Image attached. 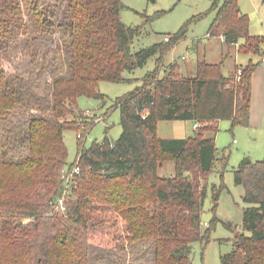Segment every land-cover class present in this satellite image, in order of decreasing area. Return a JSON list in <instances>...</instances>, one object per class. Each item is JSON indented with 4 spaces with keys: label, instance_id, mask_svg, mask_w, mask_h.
I'll use <instances>...</instances> for the list:
<instances>
[{
    "label": "trees",
    "instance_id": "trees-1",
    "mask_svg": "<svg viewBox=\"0 0 264 264\" xmlns=\"http://www.w3.org/2000/svg\"><path fill=\"white\" fill-rule=\"evenodd\" d=\"M122 9L121 0H69L57 28L71 40V75L53 82L52 115L31 116L29 155L19 162L3 158V122L20 99L9 84L17 76L8 75L0 51V264H91V247L115 251L123 238L129 244L153 242L156 264H192L193 244L208 237L209 231H201L208 189L203 178L227 162L218 159L216 126L205 130L212 136L196 132L203 124L225 120L249 126L256 68L239 69L238 83L237 75L225 76L224 63L198 62L194 77L182 76L175 64L160 77L164 56L187 38L190 22L168 42L134 51L142 29L123 23ZM1 10L15 11L6 3ZM29 11L40 27L55 29V23L43 21L49 13L37 2ZM248 22L237 0H225L209 36L222 37L227 46L244 39V52L258 51L263 41L249 37ZM10 25L0 18L1 39L8 36ZM156 56V70L118 103L123 132L114 144L105 138L86 148L81 143L86 129L79 132L83 138H78L76 161L81 172L66 213H57L62 171L76 163H69L64 133L81 131L85 123L92 127L78 107L79 99H104L100 83L131 81L124 75ZM171 121L193 122L195 135L159 138V123ZM165 162L174 163L173 178L159 175ZM236 183L245 191L243 231L221 264H264V160L245 159L236 171ZM218 199L215 191L213 200Z\"/></svg>",
    "mask_w": 264,
    "mask_h": 264
},
{
    "label": "rangeland",
    "instance_id": "rangeland-1",
    "mask_svg": "<svg viewBox=\"0 0 264 264\" xmlns=\"http://www.w3.org/2000/svg\"><path fill=\"white\" fill-rule=\"evenodd\" d=\"M237 1L241 13L248 17L249 37L263 41L258 45V51L244 52V39L237 46H227L220 37L209 38L210 28L225 0H121L123 23L142 29V35L133 42L134 51L162 43L167 37L171 39L190 22L187 38L164 56L160 77L175 64L184 77H194L198 62L212 65L224 63L225 76H235L239 69L249 66L256 68L252 78V103L260 114L257 122L246 127L234 126L230 120L206 123L196 132L207 133L206 129L216 126L214 137L218 159L225 160L227 165L210 173L206 180L203 178L202 184L205 185L206 181L208 189L201 215V231L203 234L209 231V234L204 241L193 244L192 264H221V257L233 250L235 238L243 231V213L247 206L243 200L244 188L236 183V171L245 159L253 162L264 160V67L260 64L264 54V0ZM32 2H37L42 11H48L49 15L44 14L43 21L55 23V29L45 24L38 25V19L29 11ZM5 3L15 11L3 12L1 7ZM68 4L69 0H0V18L11 24L8 36L0 38V51L8 75L17 76L9 84L20 99L16 110L5 118L2 126L3 158L7 162H19L29 155L28 125L31 116L52 115L53 82L71 75V40L65 31L57 28ZM158 60L159 56H156L131 75L126 73L125 78L131 81L100 83L99 92L104 99H79L78 107L84 112L85 121L92 122V127L85 123L81 131H65L69 163L77 159L78 135L83 129H86L83 130L86 134L81 143L86 148L105 138L111 144L120 138L123 128L118 103L142 86L144 78L156 70ZM207 134L213 135L212 132ZM194 135L193 122L171 121L158 125L161 139H188ZM175 174L172 162L163 163L159 169V175L164 178H173ZM215 191L219 192L217 203L213 200ZM118 244L120 247L115 251L91 247V264H156L153 242L129 244L123 238Z\"/></svg>",
    "mask_w": 264,
    "mask_h": 264
},
{
    "label": "built area",
    "instance_id": "built-area-1",
    "mask_svg": "<svg viewBox=\"0 0 264 264\" xmlns=\"http://www.w3.org/2000/svg\"><path fill=\"white\" fill-rule=\"evenodd\" d=\"M220 38L223 41V38L222 37ZM169 40L170 37H167L165 39L166 42H168ZM260 64L264 67V55L261 57ZM240 75L241 73L239 72V74L236 77V83L240 81ZM86 114L90 116L89 112H86ZM196 128L197 126H195V129ZM78 138L82 139L83 135L79 134ZM80 172H81V167L79 161H76V163L73 166L67 167L62 171L63 187L60 196L55 201V207H54L57 213H62V214L66 213V201L68 200V196L70 194L71 188L74 185L75 180L79 176Z\"/></svg>",
    "mask_w": 264,
    "mask_h": 264
},
{
    "label": "crops",
    "instance_id": "crops-1",
    "mask_svg": "<svg viewBox=\"0 0 264 264\" xmlns=\"http://www.w3.org/2000/svg\"><path fill=\"white\" fill-rule=\"evenodd\" d=\"M223 43V41H222ZM178 69L180 70V67L178 66ZM182 72V71H181ZM196 72V71H195ZM260 115L254 108L253 103H251V116H250V123L257 122V116ZM263 118V115H262ZM261 126V125H260Z\"/></svg>",
    "mask_w": 264,
    "mask_h": 264
},
{
    "label": "water",
    "instance_id": "water-1",
    "mask_svg": "<svg viewBox=\"0 0 264 264\" xmlns=\"http://www.w3.org/2000/svg\"><path fill=\"white\" fill-rule=\"evenodd\" d=\"M151 2H155L156 0H150ZM189 178L191 177L190 175L188 176Z\"/></svg>",
    "mask_w": 264,
    "mask_h": 264
}]
</instances>
